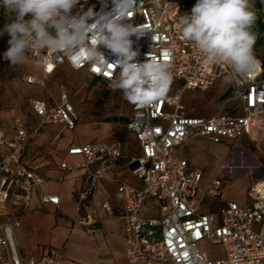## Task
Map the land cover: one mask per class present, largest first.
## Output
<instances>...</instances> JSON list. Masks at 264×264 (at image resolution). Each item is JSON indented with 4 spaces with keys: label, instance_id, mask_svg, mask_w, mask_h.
<instances>
[{
    "label": "built area",
    "instance_id": "2783aa9c",
    "mask_svg": "<svg viewBox=\"0 0 264 264\" xmlns=\"http://www.w3.org/2000/svg\"><path fill=\"white\" fill-rule=\"evenodd\" d=\"M196 0H136L132 14L124 21L142 29L145 35L131 37L136 58L144 62L148 57L168 65L169 81L157 90L153 83L141 87L129 77L121 81V68L113 62L116 57L101 46L109 63L93 64L86 60L70 61L63 53L33 49L29 56L42 68L43 77L27 74L29 84H43L45 76L66 64L76 71H84L93 78L103 79L113 91L138 89L139 97L133 104L128 128L138 140L142 154L132 171L142 183L136 187L119 181V192L124 197L125 254L127 264H264V235L256 228L264 222V178L254 181L248 191L249 202L224 200L220 219L214 213H201L197 194L203 173L190 168L186 159L175 156L178 146L192 137H204L215 143L235 140L244 135L253 136L264 131V72L263 62L255 54V63L244 74L233 73L227 64L210 65L204 62L194 43L180 34L181 15L190 14ZM100 12L111 11L112 0H79L73 14L88 8ZM1 10H5L0 7ZM264 11V10H263ZM30 18L29 16H27ZM231 75L235 84L234 99L242 102L241 111L230 109L211 116H194L187 112L182 101L188 89L208 90L219 78ZM176 81H182L180 93H171ZM32 108L43 125H62L73 131L78 115L64 86L58 99H33ZM15 131L8 136L0 130V205L9 207L11 221H0V264H63L56 251L41 257L23 256L16 244L14 228L21 227L16 207H29L34 193L42 203L60 207V196L41 191L46 179L24 161L30 132L21 117L14 119ZM33 132H37L34 129ZM71 155H81L83 162H62V167L88 168V184L79 194L81 202L91 199L99 178L106 176L108 165L97 172L93 163L118 159L123 156L120 142L79 143L69 148ZM222 181L216 179L205 191L213 198H221ZM149 198L159 201L158 214L147 216L143 209ZM103 207L113 214V207ZM74 221L88 232L98 230L99 219L80 215ZM223 244L224 255L215 257V251L202 250Z\"/></svg>",
    "mask_w": 264,
    "mask_h": 264
},
{
    "label": "rangeland",
    "instance_id": "374dc122",
    "mask_svg": "<svg viewBox=\"0 0 264 264\" xmlns=\"http://www.w3.org/2000/svg\"><path fill=\"white\" fill-rule=\"evenodd\" d=\"M261 1L264 6V0ZM14 18L15 13L9 14L0 9V31ZM253 54L264 59V36L261 45L254 42ZM27 74L43 77L31 58L21 66H12L4 59L1 75L4 78L3 83L8 84L0 87V128L9 126L12 113L27 120L29 125L40 126L32 113V100H50L52 97L58 99L62 86L67 90L78 115L75 130L65 131L59 125H45L40 128L41 133L31 139L27 148L28 158L38 166L40 173L43 174L48 166L62 160V146L67 143L118 141L124 147L128 159L140 154L137 141L128 128L133 104L139 97L138 89L110 90L103 79H95L84 71L71 69L66 64L61 65L52 75L45 76L43 84H27L24 80ZM181 90L182 81H176L171 93H180ZM235 90L233 77L225 75L206 91L186 90L182 101L187 112L194 116L229 113L231 108L240 112L242 102L233 98ZM179 154L187 156L191 164L203 172L201 187L207 186L214 178L224 177L227 181L224 197L229 200L249 202L251 199L247 190L250 183L264 177V131L238 141L224 140L219 143L197 137L180 148ZM153 203L154 201L149 202V206ZM155 203L159 204V201L155 200ZM208 203L211 206L208 204L205 212H210L211 209L220 219V208L216 209V202L208 198ZM28 214L30 212L17 209V216L21 219ZM256 228L264 235V222L257 224ZM33 236L41 246L49 248L48 253L55 250L57 258L63 264H121L122 261L121 254L114 253L111 246L103 244L95 235L80 226H76L71 232L33 230ZM215 242L218 243L212 246L202 242L200 247L202 250L208 248L215 251V257H221L224 255L223 244L220 241Z\"/></svg>",
    "mask_w": 264,
    "mask_h": 264
},
{
    "label": "clouds",
    "instance_id": "9594fccd",
    "mask_svg": "<svg viewBox=\"0 0 264 264\" xmlns=\"http://www.w3.org/2000/svg\"><path fill=\"white\" fill-rule=\"evenodd\" d=\"M79 0H0V7L15 13L12 22L0 35L10 37L3 57L12 66L29 62L33 49L50 50L66 55L70 61L86 60L93 64L109 63L101 46L116 57L113 64L121 68V81L129 77L147 88L149 83L159 90L171 78L168 65L148 57L136 58L133 35H145L142 29L124 21L132 14L136 0H112L113 8L100 12L90 7L73 14ZM29 16V19H25ZM256 16L252 0H196L190 14L178 22L183 38L194 43L205 63L227 64L233 73L244 74L255 63L251 31Z\"/></svg>",
    "mask_w": 264,
    "mask_h": 264
},
{
    "label": "crops",
    "instance_id": "0c3cea01",
    "mask_svg": "<svg viewBox=\"0 0 264 264\" xmlns=\"http://www.w3.org/2000/svg\"><path fill=\"white\" fill-rule=\"evenodd\" d=\"M25 19H29V18L26 16ZM4 52L5 51H2L0 53V87L2 86V84L3 85L8 84L7 82L3 83L4 78L1 75V65H3L5 59L2 56ZM29 58L31 57L29 56ZM34 64L39 68L42 76H44L42 72V68L39 65H37L35 62ZM32 113L35 116V118L40 122V126L29 125L28 121L22 118V120L24 121L25 125L27 126L30 132L27 148L31 139L38 136L41 133L40 128L42 126H45L41 124V119L38 115H36L33 108H32ZM15 117L18 116L15 113H12V115L9 118L10 119V122L8 124L9 126H6L8 129L0 128V130L4 131L8 136L12 135L15 131V127H14ZM34 129H37V132H33ZM63 130L70 131L68 129H65L64 127ZM60 133L58 134L57 139H59ZM245 137H252V136L244 135L238 139H235V141H238L239 139ZM134 138L136 139L135 136ZM194 138L197 137H192L182 145L178 146L175 151L176 157L188 160L190 168H197V167L191 164L187 156L180 155L179 149L185 146L189 141H191ZM136 141L140 152L138 156H133L131 159H128L127 156L125 155V151L123 147L122 157L118 159L99 161L89 166V168L94 172L99 171L101 167L104 165H108L109 169L107 170L106 176H103L98 179L93 194L91 196V199L88 202H81L79 199V194L85 189V187L88 184V168L85 166L78 169H67L62 167V162L64 161H67L68 163L84 161L83 156L71 155L68 153L70 147L75 146L79 143H73V144L67 143L66 144L67 146L61 145L63 148L62 160H60L58 163H54L53 165L48 166L44 170L43 174L38 171V166L30 158H28V153L26 148V151L24 153V161L32 169H34L36 172H38L46 179V182L42 186L41 191L47 194L59 195L60 207H57L52 203H42L38 193H34L29 207L27 208L22 206L16 207V216H17V209L21 210L22 212H30V214H28L27 217H24L22 219L17 216V218L20 220L21 227L14 228V237L20 253L23 256L28 254L34 257H41L43 255L48 254L49 248H44L43 246H41L40 242L36 240V238L33 236V230L43 229L46 230L47 232H52V233L53 232L56 233V231L61 232L62 230L71 232L76 228V226H80L78 223L74 221L75 218L79 217L80 215H89L91 217L99 219L98 230L95 233H91V234L95 235L100 241L103 242V244L107 245L108 247L111 246L113 248L114 253L116 254L118 253L119 255L121 254L122 261L120 263L127 264L126 254H125V230H124L125 221L124 218L122 217L124 211V197L123 194L119 192L118 186H119V181L127 182L136 187L143 186L141 179L133 173L132 165H130V162L133 159L140 157L142 154L140 144L137 139ZM65 146L66 148H64ZM263 178L264 177H260L255 181ZM216 179L219 178H214L212 181H210V183L207 186L201 187L203 183V177H202V181L200 184L201 190L199 189L197 194L199 211L201 213L209 212V211L205 212L206 211L205 209L208 207L207 205L209 204L208 198L216 202L215 206L217 210L221 207L224 200H229L226 197H224V190L227 188L226 187L227 181L224 177L223 179H220L222 181L221 198H213L206 194L205 191L210 187L212 182ZM253 182L254 181L250 183L247 193ZM151 201H154V203L151 206H149V202ZM105 202H109L111 204V206L113 207V214H109L106 211V209L103 207V204ZM209 205L211 206V203ZM158 206L159 204L155 203V199L149 198L143 209L144 214L147 216L157 215ZM209 210H210L209 213H214L211 209ZM11 220H12V215L10 213L9 207L7 205L5 206L0 205V221H11Z\"/></svg>",
    "mask_w": 264,
    "mask_h": 264
},
{
    "label": "trees",
    "instance_id": "16d2710c",
    "mask_svg": "<svg viewBox=\"0 0 264 264\" xmlns=\"http://www.w3.org/2000/svg\"><path fill=\"white\" fill-rule=\"evenodd\" d=\"M253 10L255 12V22L251 28V31L255 34V43L261 45L263 43L264 36V6L261 0H252ZM10 37L7 33L0 35V53L6 51L9 47L8 41ZM264 66V59H261ZM262 77L264 78V72ZM98 79L99 78H95Z\"/></svg>",
    "mask_w": 264,
    "mask_h": 264
},
{
    "label": "water",
    "instance_id": "95a60500",
    "mask_svg": "<svg viewBox=\"0 0 264 264\" xmlns=\"http://www.w3.org/2000/svg\"><path fill=\"white\" fill-rule=\"evenodd\" d=\"M137 164H138V161H135V162L132 163V166H135Z\"/></svg>",
    "mask_w": 264,
    "mask_h": 264
}]
</instances>
